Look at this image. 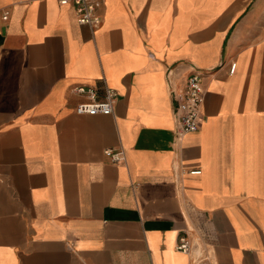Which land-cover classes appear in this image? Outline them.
<instances>
[{"label":"crops","instance_id":"crops-1","mask_svg":"<svg viewBox=\"0 0 264 264\" xmlns=\"http://www.w3.org/2000/svg\"><path fill=\"white\" fill-rule=\"evenodd\" d=\"M97 14L0 0V264H264V0ZM192 68L201 120L177 141ZM79 85L114 90L113 115H76Z\"/></svg>","mask_w":264,"mask_h":264},{"label":"built area","instance_id":"built-area-1","mask_svg":"<svg viewBox=\"0 0 264 264\" xmlns=\"http://www.w3.org/2000/svg\"><path fill=\"white\" fill-rule=\"evenodd\" d=\"M60 6H71L75 13L76 22L79 25H87L92 29L99 27L101 18L97 14L99 0H57ZM8 13L4 12L2 19L6 20ZM235 65L231 66V72ZM170 72L167 73V76ZM203 76L198 69L192 68L184 84L178 91L171 92L174 100L182 104L183 111L174 113L175 139L179 141L184 135L194 133L198 130L201 120L202 106L206 93L203 87ZM72 93L83 100L75 106L74 112L78 116H110L113 115L117 94L114 90L105 88L102 95L89 86L79 85L71 89ZM105 154L113 163L122 162L124 159L122 151H106ZM182 168V167H179ZM188 175H199V170H190ZM191 246L186 237H179L176 249L180 252H189Z\"/></svg>","mask_w":264,"mask_h":264}]
</instances>
